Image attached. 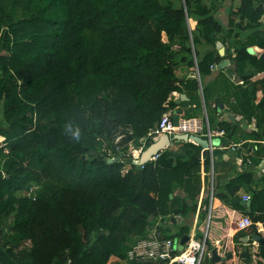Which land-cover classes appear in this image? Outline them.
<instances>
[{
  "label": "trees",
  "instance_id": "1",
  "mask_svg": "<svg viewBox=\"0 0 264 264\" xmlns=\"http://www.w3.org/2000/svg\"><path fill=\"white\" fill-rule=\"evenodd\" d=\"M224 60L236 64L264 159V0H0V264H137L128 238L195 211L194 197L170 195L201 148L186 143V160L165 151L143 165L129 152L141 139L148 148L164 114L173 124L171 97L198 91L196 72L203 82ZM245 177L215 197L252 221L244 235L260 236L264 177L248 210L234 202ZM202 207L206 216L207 198ZM157 230L174 240L189 229ZM242 260L264 264V245Z\"/></svg>",
  "mask_w": 264,
  "mask_h": 264
},
{
  "label": "crops",
  "instance_id": "2",
  "mask_svg": "<svg viewBox=\"0 0 264 264\" xmlns=\"http://www.w3.org/2000/svg\"><path fill=\"white\" fill-rule=\"evenodd\" d=\"M188 74L189 71L186 68L178 72L181 78ZM229 74L228 68L220 70L214 68L211 70V75L204 77L201 82L196 72L198 91L188 94L175 93L171 97L175 103L173 110L177 125L183 120H188L190 124L200 126L201 129L175 131L169 136L170 144H165L164 148L158 151V153L171 152L174 158L182 156L186 160L187 152L183 144H194L201 148L199 166H194L190 174H185L181 186L174 191L173 195H170L171 199L177 197L180 200L185 196L194 197L193 201L188 200V207L195 205V211H190L187 215L173 213L151 220L154 226L149 230V238L159 239L158 227L168 232L167 236L178 234L183 227L189 229L187 233H184L188 234L189 238L203 239L206 235L212 246L207 248L208 254L204 256L202 264L225 260L227 251L232 253L230 264H246L242 260L246 252L258 247L259 244L262 245L259 239H264L262 237L264 226L261 223L255 224L260 236L244 235L243 230H238L236 225L238 221L236 218L241 211L231 205H224L215 197L217 192L226 191L227 184L234 182L241 175L246 177L234 195L235 203H238L236 200L244 201L245 196L251 198L253 192L260 191L263 187L264 159H261V154L258 153L261 141L254 137V133L257 130L259 132V128L254 117L251 119L247 117L245 96L241 92L244 86L241 82L236 83ZM177 125L173 121L175 128ZM217 132H222V135H216ZM183 135H187L188 138L182 139ZM175 136L182 137L173 140ZM156 137L148 147L155 142ZM195 138L202 140L204 144H199ZM206 198L208 211L206 216H203L202 203ZM181 206L180 201H175L170 207L174 210L180 209ZM241 206L247 210L250 208V206ZM199 227L204 229L201 238L197 232ZM224 238L227 239L226 242ZM136 239V237L128 238V245L134 244ZM123 264L130 263L126 261Z\"/></svg>",
  "mask_w": 264,
  "mask_h": 264
},
{
  "label": "built area",
  "instance_id": "3",
  "mask_svg": "<svg viewBox=\"0 0 264 264\" xmlns=\"http://www.w3.org/2000/svg\"><path fill=\"white\" fill-rule=\"evenodd\" d=\"M212 69L216 66H211ZM194 127V128H192ZM195 129L200 130V126L190 124L188 120L179 122L176 128L173 126L168 114H164L158 122L155 130L149 135L163 136L173 135L175 131L184 132L186 130ZM216 135H222V132H217ZM141 145L130 150L132 162L138 163L142 152L144 151L145 139L140 140ZM211 149V147H210ZM233 149V148H232ZM157 153L150 161H155L158 157ZM264 169V165H263ZM244 201H250L249 196L244 197ZM237 229L242 231L253 225L248 217L239 219L236 223ZM208 254L205 246V237L197 239L190 237L185 244L184 250L177 251V244L173 239L158 240L148 238L146 240H139L133 244L128 252V261L135 263H155L163 260H168V264H202L204 256Z\"/></svg>",
  "mask_w": 264,
  "mask_h": 264
},
{
  "label": "water",
  "instance_id": "4",
  "mask_svg": "<svg viewBox=\"0 0 264 264\" xmlns=\"http://www.w3.org/2000/svg\"><path fill=\"white\" fill-rule=\"evenodd\" d=\"M188 21V19H187ZM218 52L220 54V56H223L225 54V49L223 47V45L220 42H217L216 44ZM217 68L221 69V68H228L229 70L232 71V75L234 77V81L236 83L241 82V78L238 76L237 72H236V64H230L228 60H224L223 62L219 63ZM197 71V69H196ZM176 116L173 117V121L174 124L177 125L176 121ZM182 136H175L172 139L174 140L176 139H181ZM188 136L187 135H183L182 139H187ZM196 142H198L199 144L203 145L204 142L202 140H199L197 138H195ZM171 139L169 138L168 135H164L162 138L156 137L155 138V142L153 144H151L146 150H144L140 156L139 162L138 163H134L136 165H143L146 162H149L150 159L156 155L158 153V151L162 150L165 146V144L169 145L170 144ZM119 158H116L115 160H118ZM112 160H109V162H111ZM236 202L240 203L243 206H247L249 207L251 202L250 201H239L236 200ZM189 240V235L188 234H184L181 236V238L179 239H175L174 242L177 244V250L179 252L184 250L185 244L188 242ZM259 242L264 245V239H259ZM214 252V251H213ZM154 264V263H153Z\"/></svg>",
  "mask_w": 264,
  "mask_h": 264
},
{
  "label": "rangeland",
  "instance_id": "5",
  "mask_svg": "<svg viewBox=\"0 0 264 264\" xmlns=\"http://www.w3.org/2000/svg\"><path fill=\"white\" fill-rule=\"evenodd\" d=\"M225 9H224V7L222 6V4L219 6V15H218V17L221 19V20H225L226 19V15H225ZM189 22V26L191 27V28H193V26H194V22H191V21H188ZM264 75V73L263 74H261V75H259L258 77H261V76H263Z\"/></svg>",
  "mask_w": 264,
  "mask_h": 264
},
{
  "label": "clouds",
  "instance_id": "6",
  "mask_svg": "<svg viewBox=\"0 0 264 264\" xmlns=\"http://www.w3.org/2000/svg\"><path fill=\"white\" fill-rule=\"evenodd\" d=\"M74 135H75L77 138H79V131L77 130V131L74 133Z\"/></svg>",
  "mask_w": 264,
  "mask_h": 264
}]
</instances>
